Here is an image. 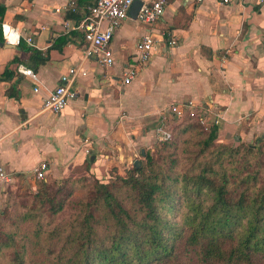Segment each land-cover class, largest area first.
Returning <instances> with one entry per match:
<instances>
[{
    "label": "crops",
    "instance_id": "1",
    "mask_svg": "<svg viewBox=\"0 0 264 264\" xmlns=\"http://www.w3.org/2000/svg\"><path fill=\"white\" fill-rule=\"evenodd\" d=\"M94 1L0 0L2 33L6 25L20 34L19 44L14 35L0 41V165L12 175L0 181V210L15 188L35 187L41 162L45 180L125 176L152 152L160 124L172 129L188 117L178 119L172 105L194 103L220 142L264 147V0H169L151 26L128 17L110 42V67L83 58L78 20L66 16ZM150 30L155 50L126 84L135 44ZM81 62L87 73L72 84L76 98L59 113L45 111L44 98Z\"/></svg>",
    "mask_w": 264,
    "mask_h": 264
},
{
    "label": "trees",
    "instance_id": "2",
    "mask_svg": "<svg viewBox=\"0 0 264 264\" xmlns=\"http://www.w3.org/2000/svg\"><path fill=\"white\" fill-rule=\"evenodd\" d=\"M174 135L125 176L47 179L18 194L3 211L0 264H264V149L217 144L198 117Z\"/></svg>",
    "mask_w": 264,
    "mask_h": 264
},
{
    "label": "built area",
    "instance_id": "3",
    "mask_svg": "<svg viewBox=\"0 0 264 264\" xmlns=\"http://www.w3.org/2000/svg\"><path fill=\"white\" fill-rule=\"evenodd\" d=\"M135 0H95L94 4L85 8V15L76 22L74 29L83 36L85 47L83 50V58H96V61L105 67H110L114 63L113 51L110 48V42L115 32L120 28L123 21L127 19L130 6ZM142 5L137 15V20L147 26L153 25L164 13L165 7L169 0H141ZM194 3H202L206 0H184ZM219 4H228L231 0H215ZM3 39L6 43H11L10 36L14 35V43L19 44L20 34L18 28L3 27ZM28 42H32V37H26ZM173 42V41H171ZM156 47V39L151 30L142 35L135 44V53L133 62L124 72V83H130L138 72L149 62ZM82 62L78 66H73L61 75V82L57 85L47 97L44 98L42 108L45 111L59 113L68 102L77 96V91L72 88V84L78 76L86 75V70L81 67ZM22 73L29 77L32 82L37 83V75L31 69L24 68ZM34 91H38V86L34 87ZM172 113L182 119L184 116L198 117L199 122L204 129L209 128L206 116L198 115L196 105L188 102L183 106L172 105ZM217 122V120H214ZM157 135L159 141H166L171 138V129L160 124L157 127ZM48 169L46 162H41L35 169V175L38 180H45V174ZM12 180L11 173L7 172L0 165V181L10 183Z\"/></svg>",
    "mask_w": 264,
    "mask_h": 264
},
{
    "label": "rangeland",
    "instance_id": "4",
    "mask_svg": "<svg viewBox=\"0 0 264 264\" xmlns=\"http://www.w3.org/2000/svg\"><path fill=\"white\" fill-rule=\"evenodd\" d=\"M177 125V124H176ZM202 125V124H201ZM203 126V125H202ZM204 128V127H203ZM174 129H175V126L174 127H172V129H171V133H172V135H171V138L170 139H168V140H166V141H157L156 142V144H155V146H154V148H153V150H152V152L151 153H154L155 155H157L158 154V149H159V147H160V145H161V143H164V142H170V140L171 141H175V139H174ZM186 136V135H185ZM176 138H178V139H182V138H184V136H176ZM189 139H191V138H194V139H199V137H197V136H194V137H188ZM187 138V139H188ZM173 139V140H172ZM232 142H234V141H230L229 143H225V144H229V146H232V145H234V144H231ZM224 142H220L219 140L217 141V144H223ZM234 143H236V144H238V143H243V142H240V141H238V142H234ZM243 144H245V143H243ZM245 145H249V146H251V147H253L254 149H256V150H258L259 148H263L264 149V147H262V146H260L259 144H256V145H254V144H245ZM234 146H236V145H234ZM178 148H179V143H178ZM177 148V149H178ZM144 159V158H143ZM132 167V166H131ZM130 167V168H131ZM130 168H127L126 169V172L130 169ZM116 175L115 174H113L112 175V177H115ZM122 176V175H121ZM124 176V175H123ZM78 177H84L85 179H87V181L88 182H92L94 179L93 178H91V176H87V175H83V176H77V177H73V178H78ZM41 181H43V180H38V178H37V181H36V184H35V187L33 188V186L32 187H30V186H26V187H18V188H15L12 192H11V194L9 195V197H8V199H7V202L4 204V206L1 208V210H0V229L1 230H3V229H6V228H8V226H9V220H8V218H6L5 216H3V211L5 210V208L6 207H8V209L9 210H11L12 209V205H14V203H15V201H20V199L21 198H19L18 199V194H23L24 192H32V191H36L39 187H40V183H41ZM83 196V191H77L76 193H75V195H73L71 198H70V200L67 202V204H66V207H65V209H64V211L62 212V214H61V216H60V218H62V217H68V216H70V215H72V214H74V212L76 211V205H75V203L79 200L78 198H80V197H82ZM3 216V217H2Z\"/></svg>",
    "mask_w": 264,
    "mask_h": 264
},
{
    "label": "water",
    "instance_id": "5",
    "mask_svg": "<svg viewBox=\"0 0 264 264\" xmlns=\"http://www.w3.org/2000/svg\"><path fill=\"white\" fill-rule=\"evenodd\" d=\"M141 5H142L141 0L133 1L132 5L129 8L128 16L132 19H137V15H138ZM0 45H3V43H0ZM140 164H141L140 161L136 160L134 163V167H139Z\"/></svg>",
    "mask_w": 264,
    "mask_h": 264
}]
</instances>
